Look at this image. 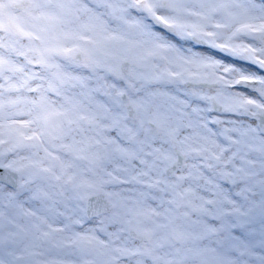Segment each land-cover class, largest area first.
<instances>
[{
    "label": "snow or ice",
    "instance_id": "6c2138e0",
    "mask_svg": "<svg viewBox=\"0 0 264 264\" xmlns=\"http://www.w3.org/2000/svg\"><path fill=\"white\" fill-rule=\"evenodd\" d=\"M0 264H264V0H0Z\"/></svg>",
    "mask_w": 264,
    "mask_h": 264
},
{
    "label": "rangeland",
    "instance_id": "374dc122",
    "mask_svg": "<svg viewBox=\"0 0 264 264\" xmlns=\"http://www.w3.org/2000/svg\"><path fill=\"white\" fill-rule=\"evenodd\" d=\"M10 14L14 17H20V16H23V9H18L17 7H13L11 10H10ZM62 220V218H60Z\"/></svg>",
    "mask_w": 264,
    "mask_h": 264
},
{
    "label": "bare ground",
    "instance_id": "6f19581e",
    "mask_svg": "<svg viewBox=\"0 0 264 264\" xmlns=\"http://www.w3.org/2000/svg\"><path fill=\"white\" fill-rule=\"evenodd\" d=\"M15 7H17V6H15ZM18 9H22V8H18Z\"/></svg>",
    "mask_w": 264,
    "mask_h": 264
},
{
    "label": "water",
    "instance_id": "95a60500",
    "mask_svg": "<svg viewBox=\"0 0 264 264\" xmlns=\"http://www.w3.org/2000/svg\"><path fill=\"white\" fill-rule=\"evenodd\" d=\"M17 8H21V7H18V6H17Z\"/></svg>",
    "mask_w": 264,
    "mask_h": 264
}]
</instances>
